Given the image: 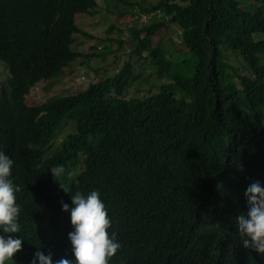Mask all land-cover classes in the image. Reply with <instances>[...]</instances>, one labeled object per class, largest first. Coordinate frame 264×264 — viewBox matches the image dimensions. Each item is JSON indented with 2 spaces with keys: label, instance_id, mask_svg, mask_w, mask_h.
I'll use <instances>...</instances> for the list:
<instances>
[{
  "label": "trees",
  "instance_id": "16d2710c",
  "mask_svg": "<svg viewBox=\"0 0 264 264\" xmlns=\"http://www.w3.org/2000/svg\"><path fill=\"white\" fill-rule=\"evenodd\" d=\"M104 1L103 10L120 17H152L129 28L136 60L91 82L47 119L45 106L29 105L26 95L40 81L55 86L76 57L90 58L72 50L76 34L92 36L76 14L96 12L100 1L0 0V61L8 68L0 151L12 159L19 186L20 232L10 235L22 239L6 264H30L37 250L72 259L61 202L71 207V195L91 190L100 192L109 232L121 244L109 264H264L235 226L247 211L245 188L264 184V37L251 26L264 22V0L248 8L241 0H141L138 10L129 0ZM170 27H179L196 59L189 75L174 69H192L187 59H171L166 42H152ZM227 52L239 66L226 61ZM137 63L172 80L128 96L141 77ZM68 124L73 131L55 146ZM55 166L64 169L67 192L52 177Z\"/></svg>",
  "mask_w": 264,
  "mask_h": 264
},
{
  "label": "rangeland",
  "instance_id": "374dc122",
  "mask_svg": "<svg viewBox=\"0 0 264 264\" xmlns=\"http://www.w3.org/2000/svg\"><path fill=\"white\" fill-rule=\"evenodd\" d=\"M99 1V7L96 12L92 14H76L77 24L83 29L90 31L92 36L87 37L83 34H76V40L72 44V48L86 55L90 54V58L86 60L85 57H76V59L72 60L70 66L58 75V81L55 86L47 90L45 81H41L26 97L29 105L41 104L45 106L47 119H51L54 113L61 107L70 105L71 99L75 94L86 89L91 82H96L115 74L124 66L126 61L136 60V57L132 56L131 53L134 48V42L129 40L131 37L129 28L135 24L140 27L146 21H150L152 17H147L142 13L139 18L132 15L120 17L109 11H104L105 1ZM129 1L137 3V5L133 6V9L138 10V4L141 0ZM152 1L156 2L157 0ZM241 5L248 8L251 5V1L241 0ZM251 26L257 36H260V38L264 37L263 21L254 22ZM120 41L123 43H120ZM159 41L166 42L171 59L176 61L191 59L193 65L196 63V59L191 56L189 48L181 40L179 27L162 28L157 31L152 36V42L156 45ZM98 46H101V49H98ZM225 59L233 66L240 65L241 59L232 52H227ZM194 67L191 69L186 63L174 65L176 71H183L188 75L193 72ZM135 68L143 76L129 88L128 96H143L149 94L156 91L161 82L171 81V78L167 76L159 77L155 74L149 64L137 63ZM7 76V66L0 61V95L2 88L6 85ZM78 78L79 81L77 80ZM71 131H73L72 124H68L62 128L58 133L55 146H59L62 137ZM42 209L48 210L49 207L43 204ZM40 227L44 231L47 229L48 221L46 216L42 217Z\"/></svg>",
  "mask_w": 264,
  "mask_h": 264
},
{
  "label": "clouds",
  "instance_id": "9594fccd",
  "mask_svg": "<svg viewBox=\"0 0 264 264\" xmlns=\"http://www.w3.org/2000/svg\"><path fill=\"white\" fill-rule=\"evenodd\" d=\"M98 49H101V46H98ZM85 59L87 60L86 57ZM187 61L191 62V59ZM194 66L195 64H192L191 67ZM139 74L141 79L143 74ZM77 80L79 81V78ZM164 82L169 81H163L160 85ZM12 165V159L0 151V264L13 261V255L21 250L22 245L19 236L10 235L20 232L21 212L15 195L19 186L11 179ZM50 171L54 181L59 182V187L66 191L61 179L64 169L55 166ZM243 195L247 211L235 217V226L245 248L264 254V184L260 181L249 183ZM70 201L71 207L61 202V211L69 214L72 226V230L67 234L72 259L61 257L53 260L51 253L37 250L30 264H109L110 258L120 249L121 244L116 234L109 232L112 221L98 190H91L87 194L77 191L70 196Z\"/></svg>",
  "mask_w": 264,
  "mask_h": 264
},
{
  "label": "crops",
  "instance_id": "0c3cea01",
  "mask_svg": "<svg viewBox=\"0 0 264 264\" xmlns=\"http://www.w3.org/2000/svg\"><path fill=\"white\" fill-rule=\"evenodd\" d=\"M68 66H70V65H68ZM68 66H67V67H68ZM67 67H65V68H67ZM65 68H64V69H65Z\"/></svg>",
  "mask_w": 264,
  "mask_h": 264
}]
</instances>
